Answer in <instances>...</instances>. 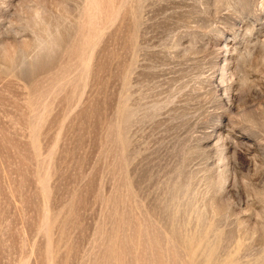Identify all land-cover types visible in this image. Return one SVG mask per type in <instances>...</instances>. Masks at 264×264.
Instances as JSON below:
<instances>
[{
  "label": "rangeland",
  "instance_id": "rangeland-1",
  "mask_svg": "<svg viewBox=\"0 0 264 264\" xmlns=\"http://www.w3.org/2000/svg\"><path fill=\"white\" fill-rule=\"evenodd\" d=\"M0 264H264V0H0Z\"/></svg>",
  "mask_w": 264,
  "mask_h": 264
}]
</instances>
